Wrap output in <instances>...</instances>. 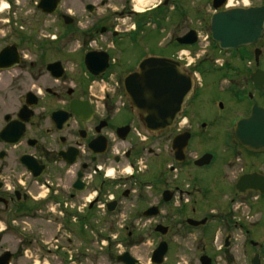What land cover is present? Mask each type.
Returning a JSON list of instances; mask_svg holds the SVG:
<instances>
[{"label":"flooded vegetation","instance_id":"1","mask_svg":"<svg viewBox=\"0 0 264 264\" xmlns=\"http://www.w3.org/2000/svg\"><path fill=\"white\" fill-rule=\"evenodd\" d=\"M247 1L0 0V259L10 253L0 264H90L96 218L105 225L103 258L115 264L148 244L145 231L152 253L161 243L170 252L175 224L205 245V230L212 231L222 252L242 254L249 245L263 264L264 238L250 236L256 224L238 211V201L255 193L243 195L237 184L244 175L264 178V147H242L233 130L218 153L194 150L217 135L226 110L244 109L237 121L264 108V37L227 53L214 49L211 37L200 41L215 13L264 7V0ZM191 31L196 44L180 46L177 39ZM150 33H167L166 44L149 40ZM180 48L196 58L189 70L196 89L179 131L188 146L177 163L175 134L165 170L144 166L140 157L157 160L162 151L138 138L142 125L123 100L124 79L143 59L170 58ZM164 134L147 141L155 146ZM217 185L237 192L225 211ZM51 230L55 246L46 241ZM8 241L15 245L4 247Z\"/></svg>","mask_w":264,"mask_h":264},{"label":"water","instance_id":"2","mask_svg":"<svg viewBox=\"0 0 264 264\" xmlns=\"http://www.w3.org/2000/svg\"><path fill=\"white\" fill-rule=\"evenodd\" d=\"M210 31L221 50L255 45L264 33V7L219 12L212 17ZM190 36L193 33L178 39V42L193 45L196 41L190 40ZM124 87L131 107L140 116L146 131L157 135L174 127L194 83L180 62L169 58H147L139 64L137 71L125 78ZM235 134L243 147L251 149L255 144L256 149H263L264 108L254 107L250 118L237 123ZM187 143L188 137L183 134L174 139L172 148L178 161H182ZM237 187L241 192L253 190L264 195V178L256 174L247 175L239 180ZM166 253L167 245L162 243L154 252L152 263L163 264ZM117 261L138 264L129 254L120 256ZM200 261L201 264H211L205 256ZM252 264H261L258 255Z\"/></svg>","mask_w":264,"mask_h":264},{"label":"rangeland","instance_id":"3","mask_svg":"<svg viewBox=\"0 0 264 264\" xmlns=\"http://www.w3.org/2000/svg\"><path fill=\"white\" fill-rule=\"evenodd\" d=\"M206 31H209L207 29ZM154 33L149 34V40H154V39H159V41L162 43L164 38H166L167 33H161L160 36H153ZM201 35L205 37L207 35V32H204V30L201 31ZM146 38V33L143 36V42L145 41ZM163 44H166V42ZM205 45V43H203ZM161 48V47H160ZM189 50V49H188ZM178 51V50H177ZM192 51V50H190ZM194 51V50H193ZM176 53V50L174 51ZM172 54V53H171ZM170 54V55H171ZM104 87V85L102 84ZM104 94L101 93L100 96H103ZM124 101L128 103V100L126 98H123ZM129 104V103H128ZM239 111V112H237ZM237 111H230L226 110V112L223 114L227 118L221 123H219L216 126V132L217 135L215 137H206L200 144L201 147L200 149H194L197 154H202L204 152H217V149L220 147L221 144L225 140H228L231 138L232 131L234 129L235 123V117L239 116L244 112V109H240ZM119 121L124 120V114L116 116ZM175 134H178L177 130H173L171 132L165 133L163 136H160L158 140L155 142L156 145H153V142L149 141L146 143V148H160L162 151L161 156L157 159L154 160L153 157H148V155H144L139 158V161L143 163L144 166L149 165L150 163H155L154 166L161 167L162 170H165V166L170 163L169 156L171 154V149H170V143ZM130 164L127 163L126 167H129ZM160 168V169H161ZM126 172V171H125ZM124 172V173H125ZM145 179H149V176L144 177ZM215 191L218 194L219 198V210L225 211L229 207V201L230 199L234 198L235 195L237 194L235 187L231 185H217L215 186ZM228 199V200H227ZM212 203L205 204L206 207H210ZM255 212L252 214V219H256L261 216V219L259 223H257L254 227L249 228L250 236L256 239H262L264 238V197H261L260 200L255 204ZM102 213V211L100 212ZM260 215V216H259ZM96 225H95V236H94V243L92 244L91 250L93 251V260L90 264H115L113 261H108L105 258H103V252L101 251V242L103 241V235H104V224L103 220L101 218H96ZM125 222V221H124ZM178 224H175V230L173 233L168 237L167 240L171 243V250L168 252L166 256V261L164 264H199V259L203 255L209 256L210 254L213 255L215 258V264H232L233 262V254L231 252H222L218 253L217 252V246H220V241L221 238L217 239V244L213 242V232L210 230H205L206 235H205V240L206 244L203 242L200 243V237L198 234H194L193 236H190L188 232H185L184 230H181L178 232L177 230ZM47 229H54V227L50 228L47 227ZM147 234L146 239L148 244L143 245L141 247H138L136 249L132 250V255L137 258L140 261V264H151L150 258L152 255V250H153V238L149 235V231H145ZM116 235L115 233H113ZM113 235V236H114ZM46 241L50 243V245H56L55 243V238H54V231L52 230L50 232L46 233ZM196 238V240H195ZM15 245L12 244L11 242L5 243L4 247L9 248V246ZM211 245V249L208 250V246ZM218 246V247H219ZM2 248L0 247V253H1ZM258 252L254 249H252L249 245H246L244 249L242 250V254H236L239 260L240 264H249V261L251 258L254 257V253ZM222 255L218 256V255ZM242 255L244 257H242ZM264 257V254H263ZM227 258V261L225 262ZM244 258V260H243ZM241 259V260H240ZM54 262L55 260L52 259ZM264 264V260L262 262Z\"/></svg>","mask_w":264,"mask_h":264},{"label":"bare ground","instance_id":"4","mask_svg":"<svg viewBox=\"0 0 264 264\" xmlns=\"http://www.w3.org/2000/svg\"><path fill=\"white\" fill-rule=\"evenodd\" d=\"M137 3H139L140 5H145V4H149L150 2H152L153 0H135ZM111 174V172H110Z\"/></svg>","mask_w":264,"mask_h":264}]
</instances>
